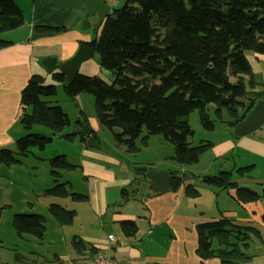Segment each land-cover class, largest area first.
<instances>
[{
  "label": "trees",
  "instance_id": "1",
  "mask_svg": "<svg viewBox=\"0 0 264 264\" xmlns=\"http://www.w3.org/2000/svg\"><path fill=\"white\" fill-rule=\"evenodd\" d=\"M24 24V14L16 1L0 0V33ZM101 27L100 37L84 44L97 53L102 68L115 74L114 82L108 84L98 76L78 73L66 83L65 74L55 70L51 73L53 84L47 85L44 76L32 75L21 96L23 113L19 122L26 133L16 140L15 150L0 149V164L19 165L31 149L42 151L60 135L69 142L77 136L71 131L65 133L72 126L65 110L49 103L58 96L59 85L69 98L92 95L100 126L110 131L116 144L126 147L128 153L140 152L137 141L147 147L151 137L162 136L175 148L172 161L182 166L197 164L213 146L207 141L192 145L194 131L189 115L198 111L207 132H213L218 121L232 131L255 103L264 99V87L254 76L247 56L249 52L264 54V0H129L124 8L110 13ZM38 30L57 31L49 27ZM8 44L0 41V48ZM259 86L263 89L254 91ZM211 104L216 108L214 120L208 114ZM224 112L227 120L223 119ZM76 124L82 128L81 141L90 135L97 138L83 113ZM37 127L51 134L35 132ZM48 162L54 186L45 190L44 196L87 202V195L70 192V182H60L64 172L78 167L65 155ZM251 168L238 172H249ZM147 171L148 167L137 170L144 177ZM170 174V190L176 191L186 179L176 172ZM201 178L210 186L236 189L237 199L243 202L264 199V189L259 194L239 186L231 171ZM185 194L196 198L199 191L188 184ZM123 195L126 198V189ZM48 211L61 226L72 225L77 215L58 204H50ZM46 222L39 214L17 213L12 227L19 237L42 240ZM120 227L129 237L138 230L133 221H121ZM197 233V255L203 262L218 258L221 264H241L253 258L248 254L246 230L237 229L228 220L200 224ZM72 245L77 254L85 250L80 240H74ZM94 252L90 250L89 257ZM17 260L22 262L20 257Z\"/></svg>",
  "mask_w": 264,
  "mask_h": 264
},
{
  "label": "crops",
  "instance_id": "2",
  "mask_svg": "<svg viewBox=\"0 0 264 264\" xmlns=\"http://www.w3.org/2000/svg\"><path fill=\"white\" fill-rule=\"evenodd\" d=\"M15 1L24 14L25 24L19 29L0 33V41L9 42L0 48V149L10 150H15L16 140L26 133L19 122L23 113L21 96L31 76L41 75L42 59L57 58L58 65H61L76 54L81 44L95 40L102 31V27L95 29L96 33L93 31L97 17L91 19L93 21L88 20L86 26L82 27L87 17L83 6L64 9L31 0ZM39 27L57 31H40ZM97 56L96 53L93 59L81 65L82 75L100 77L102 69ZM248 59L254 76L264 87V54H254ZM44 71V77L51 79V73L46 69ZM263 87L259 86L254 91H261ZM55 102V99L49 100L53 106ZM88 120L97 136L95 138L90 135L96 141V147H86L90 136H86L85 142L81 141L79 135L70 142L64 141L61 136L53 139L60 140L61 147L71 149V154L64 155L78 169L68 173H79L75 177L81 184L77 193L87 195L88 201L79 203L84 206V213H78L75 218V223L80 222L81 229L78 232L68 234L64 227L52 229L53 236L63 241L65 250L56 248L55 259L51 264H85L90 250L109 253L118 264H221L218 258L203 262L197 255V226L221 220H228L237 229L246 230L250 245L248 254L253 258L241 264H264V199L243 202L237 199L236 189L210 186L203 183L201 178L216 175L222 170L231 171L233 181L239 186L261 194L264 189V166L261 165L264 162V127L242 138L234 136L226 127L223 135L212 140V148L201 156L196 167L168 164L166 160H171L173 154L152 157L148 165H155L157 168H152L154 171L176 172L181 177L184 174L182 178L186 179L185 184L176 191L169 189L157 193L151 188V181L137 172L145 168L142 166L144 162H137V157L143 150H151L153 146L160 148V151L169 150L166 141L154 136L150 138L147 147H143L140 140L137 141L141 154H130L126 147L116 142L105 149L100 136L105 129L96 119ZM210 134L216 135L215 130ZM30 154L35 158L34 163L49 160L40 154L37 157L34 151ZM202 162L204 165H201ZM34 163L32 165L36 166ZM27 167L25 162L11 167L0 164V178L9 180L18 172H24ZM197 167L200 169L197 170ZM246 167L252 168L249 172H238V169ZM135 179L137 184L133 183ZM67 182L74 187L75 181L70 179ZM188 184L197 188L198 197L186 196L185 186ZM48 185L41 192L43 199L45 190L51 187ZM125 189L126 198L123 195ZM46 198L37 207L32 202L24 204L23 213L39 214L47 219L49 205L58 202L54 198ZM10 206L12 208L13 204L9 200L0 202V209ZM14 214H7L10 218L6 217L11 221L12 230H0V247L13 252L14 264H25L30 258L22 253V247L26 242L31 244V236L19 237L15 233L12 227ZM121 221H133L137 225V233L131 237L126 236L121 230ZM47 222L50 223L49 220ZM45 235L50 236L49 229ZM111 237L118 239L116 246L109 245ZM74 240L85 244L82 254H77L73 249ZM18 257L22 262L17 260Z\"/></svg>",
  "mask_w": 264,
  "mask_h": 264
},
{
  "label": "rangeland",
  "instance_id": "3",
  "mask_svg": "<svg viewBox=\"0 0 264 264\" xmlns=\"http://www.w3.org/2000/svg\"><path fill=\"white\" fill-rule=\"evenodd\" d=\"M128 2L129 0H111L110 2L111 13H113L115 10L124 8L128 4ZM93 18L95 17L89 18L87 16L86 19H84V21L82 22V27L86 26L85 23L86 22L88 23V20L93 21L91 20ZM96 25L97 23H95L93 26L94 32L96 29ZM100 35H98L97 39L100 37ZM251 54L253 53L249 52L247 53V56L249 57L251 56ZM41 66H40V69L42 72L41 75L45 76L46 75L45 74L46 71H44L45 68L43 67L41 68ZM101 69H102L101 70L102 73L100 75V78L103 79L106 83L112 84L115 79V74L105 68L101 67ZM81 70L82 69H80L79 71L80 74H81ZM46 84L47 85L53 84V82L51 81L49 77H46ZM58 87H59V94L55 98L56 102L54 103V105L63 107L65 112L69 115V118L71 119L73 126H74V128L72 129L68 128L65 131V133L70 132V131L73 133L74 129L76 128L75 122L78 119H80L82 113L86 115L87 119H96L98 121L97 115H96V109H95V98L92 95L81 94V95L76 96L75 98H69L64 93L63 88L60 87V85ZM215 109H216L215 105L213 104H211L208 107V114H209L210 119H213V120L216 119ZM223 119H226V120L228 119V115L226 112H224ZM188 121L190 122V126L194 131V136L190 138V140H193L192 141L193 146H198L203 141L212 142V140H215L214 138H216V136L223 135L224 132L228 128L225 123L218 121L215 124V128H216L215 134L216 135L211 136L210 132H207L203 129L198 111H195L194 113L189 115ZM34 131L38 133L42 132L43 134H46V135L51 134L49 130L43 127H37ZM60 136L62 137V135ZM100 136L102 137V140L104 142L103 147L105 149L108 146L110 147L112 142L113 143L115 142V140L113 139L112 133L106 129L104 130V132H101ZM158 137H160L159 139H163L162 136H158ZM59 141L60 140H57V139L53 140V142L48 144L46 148L42 151L36 148H33L30 150L28 156L31 155L30 153H32V151H34L37 157H38L37 154H40V156L46 159L54 158L61 154L64 155V153L71 154V149L61 147ZM64 141H67V140L64 138ZM165 143H167L166 145L169 148V150L165 149V151L164 150L160 151L161 150L160 148H156L153 146L151 150H145V151L143 150L142 154L140 152L139 154L141 155L137 157V162L138 161L144 162L142 166L145 168L148 167V170H154L152 168H157L155 167V165L154 167L152 165H148L149 164L148 162L149 160H151L152 157L157 158L159 156H162V154H164V156H171V154H173L174 156L175 154V148L173 144L169 142H165ZM27 158L29 159L27 160ZM27 158L26 157L21 158V161L25 162V165H28V167L25 169L24 172H18L17 175L11 177V179L9 180L8 179L4 180L0 178V202L9 200L13 204L12 208L10 206L8 208L4 207L0 209V213L2 215L0 219V230L2 232L7 231L9 229L12 230L11 223H10L11 221L10 219L6 218L8 216L7 214L11 215L14 212L16 214L17 213L27 214V213H23L25 210L23 209L24 204L27 205L28 202H32L35 205V207L39 206L41 203H43V201H45L44 199H47L46 197H44V199L42 197L43 194L41 192L43 191V188L47 186L48 184H49L48 186H51L49 188H52L54 186V182H53V185H51V182L53 181V179L51 177V167L49 165V162L48 161H36L34 163L35 158L31 156ZM171 160L168 159L166 161H168L167 163L170 165L179 166V164L175 163L174 161L171 162ZM33 163L36 166L32 165ZM201 165H204V162H202ZM261 165L264 166V162H262ZM193 167H196V165ZM196 169L199 170L200 168L197 167ZM76 175L79 176V173H76ZM76 175L69 174L68 172H64L63 178L60 180L61 183H65L70 179L75 181L74 187L73 188L71 187L69 189L71 193H77L79 190V186H81V184L79 185V183L75 180ZM183 175L184 174H182V177ZM133 183L137 184L136 179L134 180ZM54 199L58 202V205L62 204L61 206H63L67 210H74L76 211V214L79 213V215L81 213L82 214L84 213L83 208H82L84 206L80 205L79 203L74 202L70 197L67 198L66 201L64 199H59V198H54ZM47 220H49L50 223L46 222V232L49 229V234L51 237L44 235L42 240H38L36 238L31 237L30 238L31 244L28 242L25 243V246L22 247V251H23L22 253L25 254L27 258H30L26 260L27 263L25 264H51V261H54L55 259L54 255L56 254L55 253L56 248H60V249L65 248L63 241H60L58 240L57 237L53 236L52 229H54L55 227H64L65 230L67 229L68 234L78 232L81 229V228L79 229L80 222L75 223V221H74L75 224L73 223L70 226H60V224H58L50 214H47L46 221ZM72 226L73 228H71ZM22 237H27V236L23 235ZM69 248L70 247L68 243V251H69ZM12 260H13V252H11L9 249H3L2 247H0V264H5L6 262H10L7 264H14Z\"/></svg>",
  "mask_w": 264,
  "mask_h": 264
},
{
  "label": "water",
  "instance_id": "4",
  "mask_svg": "<svg viewBox=\"0 0 264 264\" xmlns=\"http://www.w3.org/2000/svg\"><path fill=\"white\" fill-rule=\"evenodd\" d=\"M42 4L56 5L64 9L83 6L87 11V16L97 17L96 29H99L106 18L110 15V0H31ZM87 24V22H86ZM96 52L86 44H81L76 54L65 63L58 65L57 58H44L41 63L43 67L52 73L55 69L65 74L66 83L72 82L80 71L81 65L94 58ZM264 127V99L258 100L252 110L245 118L232 129V134L242 138L249 136ZM81 127L76 125L73 134L80 135ZM97 143L93 137L86 141V147H96ZM146 177L151 181V188L155 192H164L171 188L172 176L168 172H157L148 170Z\"/></svg>",
  "mask_w": 264,
  "mask_h": 264
},
{
  "label": "built area",
  "instance_id": "5",
  "mask_svg": "<svg viewBox=\"0 0 264 264\" xmlns=\"http://www.w3.org/2000/svg\"><path fill=\"white\" fill-rule=\"evenodd\" d=\"M111 1V0H110ZM110 246H116L118 239L111 237L108 241ZM85 264H118L109 253H96L88 258Z\"/></svg>",
  "mask_w": 264,
  "mask_h": 264
}]
</instances>
